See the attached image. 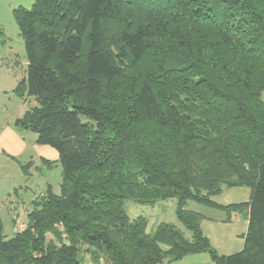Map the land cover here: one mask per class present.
Masks as SVG:
<instances>
[{
    "label": "trees",
    "instance_id": "1",
    "mask_svg": "<svg viewBox=\"0 0 264 264\" xmlns=\"http://www.w3.org/2000/svg\"><path fill=\"white\" fill-rule=\"evenodd\" d=\"M14 15L27 57L17 92L34 101L16 126L58 151L62 181L11 238L0 213V264H85L79 242L109 264L202 252L203 264H264V0H35ZM243 185L244 246L220 254L187 204L231 214L240 203L212 197ZM129 199H176L190 238L173 223L148 232ZM58 224L70 243L45 246Z\"/></svg>",
    "mask_w": 264,
    "mask_h": 264
},
{
    "label": "rangeland",
    "instance_id": "2",
    "mask_svg": "<svg viewBox=\"0 0 264 264\" xmlns=\"http://www.w3.org/2000/svg\"><path fill=\"white\" fill-rule=\"evenodd\" d=\"M34 1L0 0V213L7 238L28 227L30 211L46 194L48 187L59 193L62 181V166L56 161L58 151L50 145L38 143L37 132L16 126L17 119L34 101L27 92H17V87L26 77L27 57L14 10L20 6L30 8ZM8 127L14 130L11 134L16 136L15 141H9L5 132ZM17 139L24 142V148H19ZM3 140L9 141V148L5 146L7 142L5 145L2 143ZM42 157L55 162L48 167ZM27 163L32 164L28 173L22 167ZM249 196L250 188L243 185L224 187L212 197L220 204L240 203L241 206L235 207L231 214L216 206L188 201L187 208L204 215L202 231L218 253L228 254L243 248L248 223V207L243 203L248 201ZM176 205V199L156 202L125 200V209L132 219L139 215L148 219V232H154L161 223H173L190 238L191 233L177 218ZM44 238L45 246L48 243H70L62 224L46 231ZM76 246L83 263L109 264L106 257L90 245L79 242ZM211 260L209 252H202L187 254L176 260L166 257L160 264H203Z\"/></svg>",
    "mask_w": 264,
    "mask_h": 264
},
{
    "label": "crops",
    "instance_id": "3",
    "mask_svg": "<svg viewBox=\"0 0 264 264\" xmlns=\"http://www.w3.org/2000/svg\"><path fill=\"white\" fill-rule=\"evenodd\" d=\"M5 132H6V134H8L9 136H8V138H9V141L11 140H13V141H15L16 140V136L14 135V134H11V133H13L14 132V130H12L11 129V127H8L6 130H5ZM14 136H15V138H14ZM14 138V139H13ZM18 140V146H19V148L21 149L22 147L24 148V142L22 143V141H20L19 139H17ZM8 141V140H7ZM6 140H3V144L4 143H6L7 142ZM8 141V142H9ZM8 142L6 143L7 145H5L6 147H8L9 148V144H8ZM17 145V144H16ZM59 158V157H58ZM42 159H46V158H44V157H42ZM49 160V159H48ZM58 160V159H57ZM18 193V192H17ZM17 193H16V195H17ZM15 197V196H14ZM23 202V201H22ZM0 205H1V203H0ZM247 226H248V223H247ZM246 230H247V227H246Z\"/></svg>",
    "mask_w": 264,
    "mask_h": 264
}]
</instances>
